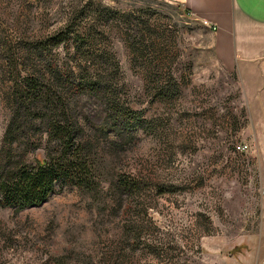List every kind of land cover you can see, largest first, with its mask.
<instances>
[{"label":"rangeland","instance_id":"rangeland-1","mask_svg":"<svg viewBox=\"0 0 264 264\" xmlns=\"http://www.w3.org/2000/svg\"><path fill=\"white\" fill-rule=\"evenodd\" d=\"M101 8L129 16L105 19ZM70 19L95 27L94 48L113 53V82L145 130L114 159L102 154L100 190L0 207V264H264V105L215 58L212 30L168 0H0V39ZM11 80L0 47V135ZM98 102H79L95 123ZM114 172L144 176L138 197L112 199Z\"/></svg>","mask_w":264,"mask_h":264},{"label":"trees","instance_id":"trees-1","mask_svg":"<svg viewBox=\"0 0 264 264\" xmlns=\"http://www.w3.org/2000/svg\"><path fill=\"white\" fill-rule=\"evenodd\" d=\"M78 11L73 19L83 7ZM95 11L105 19L129 16L110 8ZM92 34L95 27L84 31L70 19L46 35L19 37L14 43L0 39L12 77L8 117L0 135V207L36 206L71 187L100 190L102 154L114 159L115 152L136 139L138 130H145V118L126 105L113 82L115 56L94 48L97 37ZM84 99L102 102L104 113L97 123L83 113L79 102ZM39 149L41 157L32 155ZM109 177L106 191L112 199L138 197L146 185L142 175L114 172Z\"/></svg>","mask_w":264,"mask_h":264},{"label":"crops","instance_id":"crops-1","mask_svg":"<svg viewBox=\"0 0 264 264\" xmlns=\"http://www.w3.org/2000/svg\"><path fill=\"white\" fill-rule=\"evenodd\" d=\"M168 1L213 27L215 58L241 76L249 98L264 105V0Z\"/></svg>","mask_w":264,"mask_h":264},{"label":"built area","instance_id":"built-area-1","mask_svg":"<svg viewBox=\"0 0 264 264\" xmlns=\"http://www.w3.org/2000/svg\"><path fill=\"white\" fill-rule=\"evenodd\" d=\"M186 13H189V12L187 11ZM189 14H190V13H189ZM201 23L204 24V25H206V26L209 27V28H213V27H211L210 24H209L207 21H205V20H201ZM235 147H236L237 149H242L243 147H245V145L242 144V143H237Z\"/></svg>","mask_w":264,"mask_h":264}]
</instances>
